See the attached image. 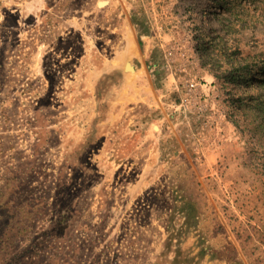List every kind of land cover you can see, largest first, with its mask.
Listing matches in <instances>:
<instances>
[{"label": "rangeland", "instance_id": "rangeland-1", "mask_svg": "<svg viewBox=\"0 0 264 264\" xmlns=\"http://www.w3.org/2000/svg\"><path fill=\"white\" fill-rule=\"evenodd\" d=\"M264 0H0V264H264Z\"/></svg>", "mask_w": 264, "mask_h": 264}, {"label": "trees", "instance_id": "trees-1", "mask_svg": "<svg viewBox=\"0 0 264 264\" xmlns=\"http://www.w3.org/2000/svg\"><path fill=\"white\" fill-rule=\"evenodd\" d=\"M261 174L264 176V170H262Z\"/></svg>", "mask_w": 264, "mask_h": 264}]
</instances>
